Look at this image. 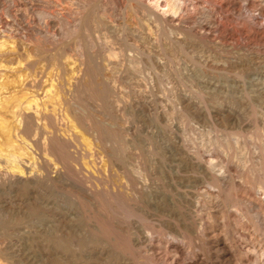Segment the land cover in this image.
I'll use <instances>...</instances> for the list:
<instances>
[{
	"label": "rangeland",
	"instance_id": "obj_1",
	"mask_svg": "<svg viewBox=\"0 0 264 264\" xmlns=\"http://www.w3.org/2000/svg\"><path fill=\"white\" fill-rule=\"evenodd\" d=\"M18 2L19 4L14 7L11 13H7L3 7L0 8V10L2 9L0 12L3 13V16L9 19L8 21L11 26H8L15 29L13 31L14 33L16 32L13 37L8 38V43L9 45L11 44L9 48H17L18 50L15 49L14 52L18 53L13 52V54L10 51V56L13 58L7 59L14 62L20 58L24 59L28 54V51L24 49L25 45L27 46V40H25L24 34L29 31L25 28L26 21H30V24L34 27L41 26L48 31L47 38L42 42V51L46 50V54L44 51L40 53L41 55L39 54L40 59L43 60L41 62L46 60L44 64L48 67L47 71L50 69L53 72L57 70L55 68L57 65L56 59V63L53 59L57 55L65 58L68 57V54H71L73 56H69L68 58L74 59L76 57V59H79L78 47L81 44L85 52H88L89 74L87 78L85 76V85L82 86V90L77 96V114L79 116L81 115V119L76 118V120H73L75 117L70 112H72L71 108L75 104H73L74 101L72 99L70 112L68 111V113H70L71 118H74L71 119L69 117V120H67L68 129L72 130L73 128L72 131L77 132V135L83 140L82 142H88L90 140L91 142L93 140L95 142V138L102 137V135L104 137L107 134L106 137L109 136L108 138L115 145L112 143V146L110 143L106 149L111 151V149L115 150L119 146V149L117 148L116 151H120L123 155L125 154L124 165L126 168H130L128 166H134L138 156L141 157L140 159H142V163L145 165L146 173H148V184L151 183L150 186L157 191V195L150 197L144 194L141 198L133 197V199H130L132 198L131 194H129L130 190L122 187L123 194L119 196L120 198L105 199L104 201V198H101L100 195L99 197L98 195L97 197H93L82 189L72 185L70 181L64 179H56L49 183L35 185L13 184L3 186L0 184V264H100L101 261H99L98 253L90 252L94 246L95 248L98 247L99 250L101 249L100 237L108 238L112 242L114 249L116 248L115 251H121V254L130 258L131 261H135L137 264H149L150 253L145 254L146 257L142 259L141 256L136 254V251H133L136 247L131 242V238L136 231V225H142L143 229H146V231L142 229L144 234H151L152 232L150 230L152 228V235L156 237L159 235L164 240L168 238L169 233L166 228L163 227L162 229L159 225L168 220L178 221V219L186 216L187 212L194 213L191 212L190 208L186 205L187 201L182 197L184 192L186 193L187 191L190 200L201 198L200 200L203 203L205 200L201 190L189 185V183H192V181H188L192 178L190 175L194 173L190 171L191 169L189 167L175 159L174 152L176 148L174 146L177 147L180 145L179 147L185 148L186 150L190 149L192 152L195 150L194 147H197L201 153L203 152L205 154L208 151H212L215 160H224V162L226 161L234 167L236 166L235 168L238 170L236 174L244 178H248L246 169L250 164L252 165L253 161L255 163V160L258 159L257 156H259L260 152L258 146L262 143L260 137H264V39L260 42L258 53H255L253 43L248 41L250 44H248L249 49L242 55L243 57L241 56L242 63L236 64V67H231L225 65L223 62L226 59L224 53L221 55V53L218 54L215 51H203V49L192 46L191 44V46L187 45L185 46L186 48L184 47L185 49L182 47L180 50L179 48L176 49L167 45L166 40L165 44L161 43L160 45L153 46L154 43L149 44L143 38L134 35V33L129 34V31H124L125 33L120 31L117 34L115 31L105 29L103 25H100L99 14L95 12L97 10L96 6L98 5V2L95 1L91 2V6L88 8V12H93L88 13L87 17L89 19L86 17V20L83 22L86 28L82 25L79 32L78 29H74L73 31L71 25L67 21L64 22L65 24L63 26H67L62 29L64 30L62 31L63 35H55L58 38L60 37L59 40H61L59 44L61 47H57V45L55 46L56 43H54V34H52L57 31V24L54 22L53 15L50 13L54 9L52 0H47L48 3L44 1L40 5L48 11V14H44L45 16L38 14L36 10L30 8L25 0H18ZM76 3L77 0H70V5L68 3L66 6L75 11ZM112 11L113 15L115 14V18L112 15L115 23L117 22V25L121 24L122 19L120 16H117L119 13L118 9L115 10V13L114 10ZM14 14L18 16V19H14V16H11ZM69 18L71 19V17ZM97 20L99 23H97ZM74 22L73 20L72 23ZM128 22H130L129 25L133 23L131 20H128ZM68 26L71 28L68 29ZM106 35L108 36L106 39L109 40V44L116 48L118 58H121L118 59L119 64H121H118L117 70L106 72L107 75L111 73L109 75L110 77L113 76L112 79L114 81L112 82L110 80L111 78L107 79L103 76L104 73L98 63V49L100 50L101 47H105L104 42L107 43L105 41ZM28 46L31 49L30 51L28 48L29 53H33L32 45ZM99 46L101 47L99 48ZM148 50H152V52L156 50L160 56L162 55L163 60H161V57L158 60L159 62L154 57L148 59ZM64 52L65 54H62ZM42 56H46L47 58H43ZM132 58L137 62H134V65H138L137 67L132 65V61L128 63ZM138 59L140 62L137 61ZM199 59L202 60L200 61ZM90 61L92 62L91 64ZM162 61H166L164 62L165 65H163L164 63ZM198 61L200 62L198 63ZM200 63L202 64L200 65ZM50 64H52V67ZM95 65L96 67H94ZM52 70L49 72H52ZM101 72L103 73L102 75L100 74ZM228 76L235 80L234 84H229L226 81ZM104 79H107V81ZM53 82L55 85L56 80H53ZM136 82L140 83V87ZM110 83L111 85L112 83L115 84V86H111ZM51 87L53 88L54 86L51 85ZM188 102L190 107L186 106V108L184 105ZM238 121L250 122L248 127H244L246 130L242 131L245 146L243 144L238 146L232 141L234 139L231 135L240 130ZM177 137L184 138L181 140L182 142L184 141V145H181V142L180 144H178L179 142L177 144L173 142ZM227 137H230L229 139L232 138L229 144L225 142ZM48 142L58 148L59 151H62L63 159L67 162H69L70 158L73 157L76 153L75 151L78 149L76 146L68 142L66 143L59 138L49 139ZM221 143L224 144L222 145ZM39 145L36 144L35 146L37 151L43 154L44 152L47 155L49 154L50 156L48 155V157L52 161L55 160L56 164H62L63 160L55 157L53 150L51 152V148L42 150L39 149L41 148ZM171 156L172 159L170 158ZM173 163H176V165ZM171 173L175 175L172 176ZM115 177L116 181L120 179L119 175L114 176V179ZM179 177L181 178L179 179ZM185 180L187 183H185ZM97 183L99 188L102 187V182L100 184L97 181ZM253 183L255 184V181L252 179L250 181L249 178V184L253 185ZM193 196L194 199H192ZM169 200L174 202L175 205L174 203H170ZM109 201L110 203H107ZM111 201L114 202L111 203ZM229 201L231 200L229 199ZM220 202V200H216L212 202L213 204L209 203L210 205L206 203L201 208L203 211L199 209L200 211L198 210L199 212H197L204 214L207 212L205 210H209L219 216L218 211L222 208V202ZM113 204H116V206ZM109 205H112L121 212L130 214L126 223L123 225L122 223L119 224L122 227L120 232L117 231L118 229H114L118 225L115 219H112V224L114 225H105V219L102 218L103 211L107 212L110 209L112 211L113 207L110 208ZM230 207L227 206L226 210H231L232 208L230 209ZM254 210L247 209L248 217H250L249 222L252 225L248 222L250 230L248 228L246 239L247 241L251 239L255 241L257 250L255 254L259 257L260 252L264 250V221L261 218L262 215L258 212H253ZM95 222L97 227L93 226ZM108 225L109 227H107ZM57 227L59 230H57ZM112 227H114V230L111 229ZM147 229H149V232ZM121 231L122 234H118ZM116 233L118 235L113 237ZM117 236L118 238L116 239ZM113 238L117 240V243ZM159 250L157 252L161 255L163 250ZM56 253H59V255L56 256ZM171 255L172 251L169 257ZM206 256L208 255L206 254ZM211 258L208 257V264L214 259L213 257ZM127 261L126 259L123 262L129 264Z\"/></svg>",
	"mask_w": 264,
	"mask_h": 264
},
{
	"label": "bare ground",
	"instance_id": "obj_2",
	"mask_svg": "<svg viewBox=\"0 0 264 264\" xmlns=\"http://www.w3.org/2000/svg\"><path fill=\"white\" fill-rule=\"evenodd\" d=\"M25 1L29 4L30 8L36 10L38 14L42 16L48 12L44 7L40 6L44 1L47 2V0ZM95 1L98 2V7L96 6L97 10L95 12L99 14L100 18H98L100 19V25H103L105 29L115 31L117 34L120 33V31H129V34L134 33V35L143 38L149 44L154 43L153 46L160 45L161 43L165 44L166 40L167 45L176 49H182V47L184 48L185 46L191 44L192 46H197L200 49H203V51H215L218 52V54L221 53V55L224 53L226 59L223 62L225 65L231 67H236V64L242 63L243 60L241 56L245 54L247 49H249L248 46L250 44L248 41L253 43L255 46V53H258L260 42L264 39V0ZM95 1L77 0V6L75 7L74 11L72 8L66 6L68 3V5H70V0H52L54 9L53 11H50V13L53 15L54 22L57 24V31L52 33L55 37V46L57 45V47H61L59 45L61 41L59 40L60 37L58 38L56 36H58V34L60 36L63 35L62 31L64 30L62 29L63 27L67 26H63L65 24L64 22L67 21V23H69L73 28V31L74 29H78L79 32V29L86 20L88 13L93 12H88V8L91 6V2ZM18 4V0H0V8L3 7L7 13H11L14 7H16ZM117 9L119 12L117 16H120L122 19L120 22L121 24L119 25H117V22V24L115 23V14L113 15L112 11L114 10L115 13V10ZM11 16H14V19H18L16 14ZM69 17H71V19ZM72 19L75 21L74 23H72ZM8 20L9 19L5 18L3 13L0 12V184L3 186L13 184L35 185L49 183L56 179H64L70 181L72 185L82 189L84 192H87L93 197H97V195L99 197L100 195L101 198H104V201L105 199H117V197L123 194L122 187L126 190H130L129 194L132 196L130 199H133V197L141 198L144 196V194L150 197L157 195V191L150 186L151 183L148 184V173H146L145 165L142 163V159H140L141 157L138 156L137 161L135 160L136 164L134 166H128L130 168H126L124 165L125 154L123 155L120 153V151H116L119 146H116L117 148L115 150L111 149V151L106 149L110 143L111 145L113 143L111 139L108 138L109 136L106 137L107 134H104V137L102 134V137H94L96 139L95 142L92 138V142L91 140L88 142H82L83 140H81L80 136L77 135V132L72 131L73 128L70 130L67 127V120H69L70 113H72L71 115L75 117V119H73L74 117H70L71 119H81V115L79 116V114H77V96L81 92L82 86L85 85L84 79L85 76L87 78L90 67L87 56L88 52H85L84 47L81 44L78 47V54L80 55V57L78 56L79 59H76V57H73L74 59L68 58L69 56H73L71 54H68V57L65 58H63L61 55L56 56L55 54L56 57L53 59L54 62L56 59L57 63H55L57 64V67L55 66V68L57 70L53 68L55 70L53 72V70L49 68L52 70V72H49L50 70L47 71L48 67L44 64L46 60L44 59L45 61L41 62L43 60L40 59V53L44 51H42V42L45 40V38H47L48 31L41 26L34 27L30 24V21H26L27 24L25 25V28H27L29 31L24 34L25 40H27V46L25 45L24 49L28 51V54L24 59L19 57L20 59L17 61L15 60V63L11 62L8 60L13 58L10 56V51L13 53L17 48H9L11 44L9 45L8 38L13 37L16 32L14 33L13 31L15 29L8 26L10 25ZM91 20L93 21V19ZM128 20L133 22L132 25H129L130 22H128ZM97 23H99V21ZM106 37L108 38L107 35L105 36V39ZM105 41H107V43L104 42L105 47L102 48L99 46V48H101L100 50L98 49V63L104 73L103 76L107 79L111 78L110 80L112 82L114 81L112 79L113 76L110 77L109 75H111V73L107 75L106 72L117 70L116 68L119 64L118 59L121 58H118V52L115 50L116 48L109 44V40L106 39ZM28 45H32L33 53H29L30 48ZM60 50L62 49L60 48ZM147 52L145 51L149 57L148 59L154 57V59L158 61L162 56H160L156 50L155 52H152V50H148ZM193 53H195V51H193ZM62 54H65V52ZM78 54L76 53V55ZM43 58L47 57L45 56ZM134 60L135 59L132 58L128 63L132 61V65L136 66L134 65V62H137ZM161 60H163L162 57ZM137 61L140 62L139 59ZM195 61L194 63H196ZM200 61H198V63ZM91 63L92 62L90 61V64ZM201 64L202 63H200V65ZM51 65L52 64H50V66ZM163 65H165V63ZM197 65L199 66V64ZM94 67H96V65ZM103 73L101 72L100 74L102 75ZM107 79L104 80L107 81ZM53 80H56L55 85L53 84ZM226 81L229 84H234L235 82V80L231 79L230 76H228ZM113 83L112 85L115 86ZM47 84H50L48 85L49 87ZM137 84L140 87V83L138 82ZM51 85L54 87L52 88ZM72 99L74 101L73 104L75 105L71 108L70 103ZM189 102L184 106L190 107ZM70 108L72 112H70ZM68 111L70 113H68ZM238 123L240 130L234 132L233 135H231L234 139L232 141L238 146L240 144L245 146V142L242 138L244 136L242 131L246 130L244 127H248L250 122L238 121ZM52 138L62 139L66 143L68 142L69 144H72L78 148L75 151L76 153L73 155V157L70 158L69 162L64 161L61 150L60 152L59 149L53 144H49L48 141ZM229 138L230 137H227V139H225L226 144H229L230 140L232 139ZM183 139L177 137L173 142H176V144L177 142H179L178 144L181 142V145H184V141H181ZM260 141L262 143L259 142L260 144L258 148L260 152L259 156H257L258 159L255 160V163H253V161L252 165L250 164V166L246 169L248 178L237 175L236 173L238 170L235 168L236 166L234 167L231 163L226 161L224 162V160H215L212 151H208L205 154L203 152L201 153V151H199L200 149L197 147H194L195 150L192 152L190 149L186 150L185 148L179 147L180 145L177 147L174 146L176 148L174 152L175 159L189 167L191 169L190 171H193V175L189 174L191 172L188 173L190 176H192V178L188 180L189 182L192 181V183H189V185H192L195 189L202 191V194L205 198L204 203L201 202V198L190 200L187 191L186 193L184 192L183 196L181 193V196L184 197V200L188 202H186V205L188 208H190L191 212L194 213L192 214L187 212L186 216L178 219V221L168 220L161 225H159L162 221L160 219L161 221L158 224L159 227H162V229L163 227L166 228L169 233L168 238L164 240L161 239V236L159 235V237L153 236L152 228V231L150 230V232H152L151 234H144L143 226L136 225V231L133 233L134 235L131 238V242L136 247V249L133 251H136V254L141 256L142 259L143 257H146L145 254L150 253L151 257L149 258V264H208V257L214 258L213 261L209 262L210 264H264V248L262 249L263 251L260 252V255L258 252L259 257H257L255 254L257 252L255 241L253 239L247 241L246 239L249 228L248 222L250 218L248 217L247 209H256L253 212L260 213L262 215L261 218L264 221V137L261 136ZM36 144H40L39 146L41 148L39 149L42 150L51 148V152L53 150L55 157L63 160L62 164H56L55 160H53V162L52 159L48 157L49 154L47 155L45 152L43 154L42 152L37 151L35 148ZM170 158L172 159V156ZM249 163L251 162L249 161ZM174 165H176V163ZM170 169L172 168L170 167ZM118 175L120 177L118 180L120 181H116V177L114 179V176ZM173 175L175 174H172V176ZM180 178L181 177H179V179ZM249 178L250 181L251 179L254 180L255 184L253 183V185H250ZM97 181L99 183L102 182V187H98ZM185 183H187L186 180ZM194 196L191 198L194 199ZM229 199L231 201H229ZM216 200H220L222 202V208L219 207L220 210H217L219 216L213 211L205 210V208L203 209L207 212H203L204 214L201 213L202 215L198 213L200 211L199 209L204 207L206 203L209 204L213 201L215 202ZM113 202L111 201V203ZM107 203H110V201ZM170 203L174 202L170 201ZM113 205L116 206V204ZM109 206L110 208L113 207L112 205ZM227 206H231L230 209H232L226 210ZM171 209L173 210L172 207ZM201 211L203 210L201 209ZM128 217H130V214L121 212L120 210L113 207L112 211L111 209L110 211L107 210V212L103 211L102 218L105 219V225H114L112 224V219H115V221L118 223L117 228L112 227L111 229H118L117 231L120 232L122 227H120L119 224L122 223L123 225L126 223ZM250 225H252V223H250ZM93 226L97 227L96 222L93 224ZM58 227L57 230H59ZM103 227L105 226L103 225ZM107 227H109V225ZM147 230L149 232V229ZM144 231H146V229ZM117 233L114 234L113 237L118 234H122V231L121 233ZM117 238L118 236L116 239ZM115 241L117 243V240ZM100 242V250L98 247L95 248L94 245V247H92L90 250L92 253H98L99 256H97L100 258V264H126L123 262L126 259L128 260L127 262H129V264H137V262L131 261L130 258L121 254L120 250V252L115 251L116 248L114 249L112 242L108 238L100 237ZM159 249L163 250L164 255H162L163 253H160L161 255H159V252H157ZM171 251L172 255L169 257ZM206 254L208 256H206ZM57 255H59V253H56V256Z\"/></svg>",
	"mask_w": 264,
	"mask_h": 264
}]
</instances>
